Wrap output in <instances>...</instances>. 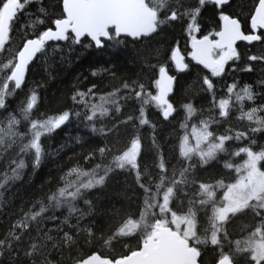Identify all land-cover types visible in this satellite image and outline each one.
Returning <instances> with one entry per match:
<instances>
[{
	"label": "snow or ice",
	"instance_id": "6c2138e0",
	"mask_svg": "<svg viewBox=\"0 0 264 264\" xmlns=\"http://www.w3.org/2000/svg\"><path fill=\"white\" fill-rule=\"evenodd\" d=\"M205 6L217 10L220 30H213L197 39L193 33L200 30L198 17ZM225 6L231 7L230 0H197L194 8L186 7L184 0H0V50L5 49L10 41V34L21 14L31 26V32L14 53V60L3 65L6 80L12 86L3 83L0 88V110L7 111L6 95L11 94L13 88L21 89L29 65L34 60H46L48 63L42 67L47 71L57 55L59 62L63 63L67 59L65 51H75L76 46L84 51L105 55L112 50H115L112 54H119L131 44L134 54L144 58V66L151 74L148 79L154 80L157 94L142 96V93H147L148 83L133 80L131 84L124 82L123 89L129 91L121 99H131L134 95L143 104L152 102L164 120H168L175 111L167 97L173 90L176 77L169 74L165 65L170 60L179 72L186 71L189 66L184 62L178 46L164 51L157 48L156 63L142 49H147L151 40H156L168 27H174L173 22L184 26L191 37V59L207 69L211 77L226 74V65L233 62V72L252 73L259 70L256 83L262 89L255 92L252 85L245 84L239 92H235L236 102L247 100L254 104L248 111L241 109L240 119L251 122L245 131L233 135L229 129L225 134L214 136L209 131V122L203 121L198 132L195 127L192 129L195 146L188 144L185 134L179 145L177 163L170 167L166 159L160 158V146L154 136L148 151L155 159L143 163V135L140 128L150 123L144 118L143 106L139 109V118L132 113L123 116L121 106L113 100L111 102L116 104L114 111L122 118L112 117L110 124L100 127L94 122L97 113L102 123L103 118L108 117L109 109L96 104L91 105V114L83 112V120L81 111L70 109L32 122L29 132L23 135L26 142L21 151L25 155H32L33 176L49 158L59 156L69 142L82 143L79 134L71 136L69 141L55 149L43 143L42 137H51L62 126L72 123L70 114L76 117L78 126L82 125L93 136L103 137L104 145L93 149L85 157L88 160L98 153L102 162L91 172L78 165L71 167L69 172L90 178L50 190L23 218L11 223L7 232L0 234V264H65L66 249L70 264H204L202 257L209 245L214 255L212 264H264V170L259 167L260 162L264 161V147L260 151L253 148L257 143L256 134L264 133V115H258L264 113V104H255L258 95L264 96V47L259 53L247 55L246 59L253 63L242 65L239 64L242 56L236 47L238 41L249 45L254 42L264 44V33L258 34V30L264 29V0H252L248 11L251 33L242 30V22L226 13ZM23 30L29 32L27 27H23ZM213 36L215 39L210 38ZM49 42L65 43L50 45ZM156 69L159 78H155ZM104 71L108 69L104 68ZM90 74L95 77L101 73L98 69H90ZM43 86L41 83L37 88ZM137 86L140 91H135ZM203 86L206 87L202 90L215 100L214 84L210 77L204 76ZM95 87V84L91 85L87 92L77 90L71 99L75 104L86 107L82 98L92 94ZM237 87L235 82L227 85V93L231 96ZM119 91L116 89L110 95L115 96ZM101 100H105V97L101 96ZM39 102V93L33 88L20 105L25 119ZM229 104V99L221 98L218 105L213 104L212 107L218 106L219 116L227 117ZM182 107L189 115L195 112L191 103ZM18 123L15 116L9 114L6 134L16 136L13 126ZM129 126L132 132L128 131ZM181 127L186 129L188 125L182 123ZM152 129L154 132L155 125ZM122 135L127 137V142L119 147ZM230 140H247L249 143L229 150L226 142ZM202 144L207 145L206 148L201 147ZM219 154L229 157L222 163L225 169L236 174L234 182H225L224 178L215 183L200 180L197 169L213 161L221 163ZM242 154L246 157L242 163L231 160V157ZM109 156L112 157L110 162L107 161ZM193 156L199 159L194 161ZM24 167V161L20 160L17 168L12 170V180L20 178L18 169ZM154 168L159 171L153 172ZM121 176L124 190L118 195L127 200L129 206L117 208L112 205L102 209L99 201L103 191L110 181ZM3 187L0 185V188ZM218 188L223 191L219 199L216 197ZM95 189H100V192H95ZM185 201H188L186 214L173 210L175 204L183 211ZM132 204L136 205L135 208L131 207ZM208 208L212 209L211 216L208 215ZM58 210H63L62 218L55 214ZM200 212L207 220L203 229L199 223ZM241 216L250 217V221L242 229L243 234L233 238L227 225ZM97 217L105 218L106 226ZM49 222L52 227H48ZM133 237L137 238L135 249L128 247V238ZM114 241L123 243L128 251L107 255L96 250L97 246H101L115 251ZM53 254L61 256V260L49 259Z\"/></svg>",
	"mask_w": 264,
	"mask_h": 264
},
{
	"label": "trees",
	"instance_id": "16d2710c",
	"mask_svg": "<svg viewBox=\"0 0 264 264\" xmlns=\"http://www.w3.org/2000/svg\"><path fill=\"white\" fill-rule=\"evenodd\" d=\"M231 7L225 6L224 11L231 14L234 18H238L242 22V30L246 33H251L248 27V11L252 6V0H230ZM184 4L188 8H194L197 6V0H184ZM190 22V21H188ZM174 27H168L166 32L151 40V44L147 49H142L146 54H150L149 58L153 63H156L158 57L155 55L157 48L161 51L169 49L171 47L178 46L185 57V62L188 64V69L184 73H177L169 60L165 65L170 75L176 77L175 85L170 101L176 108L175 115L169 120L165 121L161 118V112L156 108L155 104L149 102L143 104L142 101L137 100L133 95L131 99H121L129 90L123 89L124 82L129 84L133 80H139L141 82L148 83V91L152 92L145 95H155L154 80H149L148 76L151 74L144 66L145 60L142 57H137L132 49V45L128 46L126 51L121 50L119 54H112V50L109 54L97 55L93 52L84 51L79 46H76V50L72 52L65 51L64 55L67 57L63 63H60V57L57 55L54 58L53 63L48 65V70L45 71L42 65L48 63L46 60L41 59L39 62L34 61L29 67V71L26 73L25 83L21 89L13 91L11 94L6 95V103L8 105L7 111L0 110V234L6 233L10 224L15 223L17 220L23 218L27 214L37 201L44 199L45 194L50 190H56L58 186H65L66 184H75L80 180H87L90 177L78 176L76 173H71L68 170L73 166H79L87 172H91L98 163H101V157L97 153L91 159L86 160L85 157L89 153L100 146H103L105 141L102 136H93L90 131L85 129L82 125L78 126V122L75 116L70 114L72 123L62 126L60 130H57L51 137H42L45 146L51 145V148L55 149L58 146L65 144L70 140L71 136L77 134L81 135L82 143L76 144L74 141L69 142L68 146L62 150L59 156L49 158L46 163L40 168L38 172L33 176L32 174V155H25L21 149L23 143L26 140L23 138L24 133H28L31 128L32 122H39L49 115L60 114L64 110L74 109L81 111L83 120V112L87 111L91 114V105L96 104L98 106L103 105L109 109V115L103 118L100 123L99 113H97L96 122L97 126H103L104 124H110L112 117L122 118L121 115L115 113L114 109L116 104L121 106V114L126 116L129 113L139 117V109L144 106V118L148 119L150 123L140 128V133L143 135L142 147L144 149L143 163H150L155 157L152 152L148 151L152 145V137L160 146V158L168 161L169 167L175 163L177 159L176 147L179 139L182 137V128L179 125L178 118L179 111L182 114H187V111L182 105L191 103L195 110L194 117L199 119L211 118L213 113L217 114L218 111H213V102L210 99L207 92L202 90L206 86H203L204 76H208L209 73L194 64L190 59V45L191 37L188 35L184 26L181 23L173 22ZM198 23L200 25L199 32L193 34L197 38H202L203 35L209 34L213 30L219 29L218 12L212 6H205L200 16L198 17ZM27 27L29 32H25L23 27ZM52 26V25H49ZM42 30V29H41ZM31 32V26L28 24L27 18L24 14H21L20 20L16 22V26L10 34V41L5 45V49L0 50V88L3 83L11 82L6 80V70L3 69V65L14 60V53L22 45L23 39ZM263 33V32H259ZM34 38V37H32ZM210 38H214L210 37ZM63 44L65 42H57ZM56 43H50L54 45ZM264 44L261 42L254 43L252 45L239 44L237 46L238 51L241 53L242 59L239 64L253 63L246 59L248 54L259 53ZM122 48V46H121ZM57 51H59L57 49ZM110 61V63H108ZM233 62H229L226 65V74L221 77L213 79L214 92L216 100L221 99L224 90H227V85L237 83L238 87L242 88L243 85L249 84L253 86L255 92H260L262 89L257 85L256 81L260 76V71L257 70L252 73L247 72H233L231 68ZM107 68L108 71H104ZM258 68V66H257ZM90 69H98L100 75L93 77L90 74ZM158 75V69H156V77ZM44 84L43 87H38V84ZM95 84L92 94L86 95L82 98L84 105H78L71 99L75 91L87 92L88 88ZM237 87V88H238ZM33 88H36L40 102L37 107L28 113V119L24 118L20 105L26 100V97L31 94ZM116 89H120L115 96L110 95ZM135 91H140L139 87L135 88ZM101 96L105 97V100H101ZM115 100L116 104L111 101ZM250 103H246L249 107ZM255 104H264V96L258 95ZM142 105V106H141ZM237 105H233L230 109L232 117H240L242 112L236 110ZM254 106L252 102V107ZM13 114L19 121L18 124L13 126V131L17 133L16 136L10 137L7 135L8 129V115ZM219 116V113L217 114ZM242 116V115H241ZM220 117V116H219ZM226 118V117H225ZM205 120V121H206ZM220 121L223 119L220 118ZM152 125H155V131L153 132ZM232 125V122L230 123ZM222 126L229 127V123L223 122L220 127H214L209 123V131L216 132L217 134H225L222 131ZM124 126H122L123 129ZM193 129V128H192ZM190 129V132L191 130ZM224 130V129H223ZM128 131L132 132L133 129L129 126ZM214 136H216L214 134ZM258 143L253 145L255 151H260L261 145L264 143V133H257ZM127 142V137H121L119 147H123ZM218 142V141H213ZM243 143V142H242ZM163 145V146H162ZM241 145H239L240 147ZM221 154L218 155V157ZM112 157H107V161H111ZM20 160L24 161L25 167L18 169L20 172V178L12 180L13 169L17 168ZM220 160V159H219ZM264 170V161L261 163ZM153 172H158V168L152 169ZM64 177L62 180L61 177ZM197 176L200 180L208 183H215L222 178L220 173V163L213 161L211 164L197 169ZM179 178V177H177ZM71 190V189H70ZM124 190L123 177L114 178L109 182L107 188L102 193V199L99 201V207L106 209L115 205L119 208L123 205L125 208L129 206V202L118 195ZM95 192H100V189H95ZM130 192V190H128ZM222 192L221 189L216 190V197ZM80 206L83 207V202L80 201ZM185 208L183 211L178 209L173 204V210L178 211V214H186L188 201L184 202ZM135 204L131 207L135 208ZM197 207L199 205L197 204ZM195 210V209H194ZM208 215L211 216V208H208ZM58 210L55 214L62 218L61 212ZM101 224H105L106 219L103 217H97ZM250 221V217L241 216L233 219L228 225V231L233 238H239L243 233L242 229ZM74 222V221H73ZM115 223V221H113ZM199 223L201 229L206 225L207 220L203 212L199 213ZM52 223H48V227H52ZM203 234V233H202ZM129 248H136L137 238H128ZM115 244V251H111L108 248L97 246V251H103L107 255H119L126 253L128 248L123 243L113 242ZM200 247H203L202 245ZM79 251V249H77ZM204 264H212L214 255L212 247L209 245L205 249L203 255ZM49 259L56 261L61 260V256L53 254ZM65 264H70V258L68 257L67 249L65 250Z\"/></svg>",
	"mask_w": 264,
	"mask_h": 264
},
{
	"label": "rangeland",
	"instance_id": "374dc122",
	"mask_svg": "<svg viewBox=\"0 0 264 264\" xmlns=\"http://www.w3.org/2000/svg\"><path fill=\"white\" fill-rule=\"evenodd\" d=\"M154 90H156V88H154ZM240 90H241V88L238 87L236 90H234V93L231 94V96L227 93V90H224L225 92H223L224 94H222L221 98H227V99L230 100L229 109H228V116L226 118L225 117H219L217 115L219 113V112H217L219 108H218V106H216V107H213V111H216L217 114L214 112L211 118H208L207 120L206 119L205 120L208 121L210 124H212L214 127H220V125H223V122L229 123V127H226L225 128V126L224 127L222 126V131H224V133H227L229 131V129H231V133L230 134H233V135L236 132L245 131L246 130V126L249 125L251 122L247 121L246 119H240V117H241L242 114L240 115V117H232L231 114H230V109H231V107L234 104L237 105L236 106V110H239L240 109L241 112H242V110L243 111H248L252 107V102L251 101L245 100V101L240 102V103L236 102L235 92H239ZM151 92H152V90L151 91H148L147 90V93H142V96H145L147 94H150ZM207 95H209V94L207 93ZM209 97L212 100L213 104L218 105V101L219 100H216V97H215V100H213L211 96H209ZM246 103H250L249 104V107L246 106ZM258 115H264V113H258ZM180 117L182 119L181 121L178 120L180 127H181V124L182 123L187 124L188 127L186 129H184V128L181 127L183 134L181 135L182 137L179 139V142H178L177 147H176L177 159L179 158V145H180L181 139L184 137L185 134H187V136H188V144L190 146H193L194 147L195 144H196V139H195V136L193 135L192 130L190 132V129H192L193 127H195L197 129V132H198L199 129H200V127H201L202 122L205 121L204 119L195 118L193 114L189 115L187 113V114L184 115V114H182L179 111V115H178L177 119L180 118ZM220 118L223 119V121H220ZM231 122H232V125H230ZM214 134L216 136L220 135V134H217L216 132H214ZM255 138H256V141L258 143V138L257 137H255ZM248 143L249 142L247 140H243V141L230 140V141H227L226 142V147L229 150H232V149L238 148L239 145L246 146ZM261 145L264 146V143H262ZM206 146L207 145H203V144L201 145V147H205V148H206ZM177 159L175 160V163L174 164L177 163ZM198 159H199L198 156H193V160L194 161H196ZM218 159H220V161H221V163H220V173L222 175V178L225 179V182H234L235 175L236 174L234 172H230L228 169H225L223 167V163H222L223 161L228 160L229 157L226 156V155H224V154H221L218 157ZM243 159H246V157L243 156V154L240 157H236V156L231 157V160L234 161L235 163H242L243 162ZM261 163H262V161L260 162L259 167H261V170H263ZM198 169H201V168H198ZM229 178H231V179H229ZM222 196H223V191L217 196V199L221 198ZM211 211H212V209H211ZM211 214H212V212H211Z\"/></svg>",
	"mask_w": 264,
	"mask_h": 264
},
{
	"label": "bare ground",
	"instance_id": "6f19581e",
	"mask_svg": "<svg viewBox=\"0 0 264 264\" xmlns=\"http://www.w3.org/2000/svg\"><path fill=\"white\" fill-rule=\"evenodd\" d=\"M250 30H251V29H250ZM214 39H215V38H214ZM242 43H244V42H242ZM242 43H241V44H242ZM254 43H257V42H254ZM254 43H253V44H254ZM244 44H247V43H244ZM247 45H249V44H247ZM251 45H252V44H251ZM198 66H199V65H198ZM200 67H201V66H200ZM201 68H203V67H201ZM203 69H204V68H203ZM205 70L208 72L207 69H205ZM176 72L181 74V73H184L185 71H183V72H178V71H176ZM208 73H209L208 77H210L211 80L213 81V79L216 78V77H211V73H210V72H208ZM174 85H175V81H174V83H173V90H174ZM173 90H172V93H173ZM171 95H172V94H171ZM234 100H235V99H234ZM171 103H172V102H171ZM173 106H174V105H173ZM241 106H242V105H241ZM174 109H175V111H174L173 115H172L170 118H172V117L175 115L176 108L174 107ZM161 118L164 120V118L162 117V115H161ZM170 118H169V119H170ZM169 119H168V120H169ZM180 119H181V118H180ZM165 121H167V120H165ZM152 126H153V125H152ZM162 146H163V145H162ZM260 149H261V148H260Z\"/></svg>",
	"mask_w": 264,
	"mask_h": 264
},
{
	"label": "water",
	"instance_id": "95a60500",
	"mask_svg": "<svg viewBox=\"0 0 264 264\" xmlns=\"http://www.w3.org/2000/svg\"><path fill=\"white\" fill-rule=\"evenodd\" d=\"M261 30L264 31V29H261ZM129 39H130V38H129ZM242 42H243V41H238V42H237V45L240 44V43H242ZM50 43H56V42H49V44H50ZM244 43H246V42H244ZM237 45H236V46H237ZM191 52H192V51H191ZM181 55H182V54H181ZM34 61H35V60H34ZM34 61H33V62H34ZM33 62H32V63H33ZM194 62H195V61H194ZM32 63H31V64H32ZM31 64L29 65V67L31 66ZM197 65H198V64H197ZM173 66L175 67L174 64H173ZM199 66H201V65H199ZM201 67H203V66H201ZM175 69H176V68H175ZM176 71H177V70H176ZM178 72H179V71H178ZM158 78H159V77H158ZM173 83H174V82H173ZM171 94H172V92L169 93V95H168V97H167L168 100H169V96H170ZM169 102H170V101H169ZM162 117H163V115H162ZM169 118H170V117H169Z\"/></svg>",
	"mask_w": 264,
	"mask_h": 264
}]
</instances>
